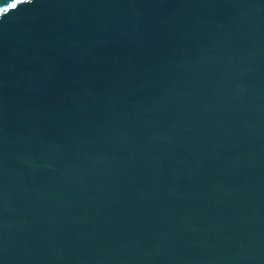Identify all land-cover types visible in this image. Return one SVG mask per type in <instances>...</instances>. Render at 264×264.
I'll return each instance as SVG.
<instances>
[{"label": "water", "instance_id": "1", "mask_svg": "<svg viewBox=\"0 0 264 264\" xmlns=\"http://www.w3.org/2000/svg\"><path fill=\"white\" fill-rule=\"evenodd\" d=\"M0 264H264V0L10 9Z\"/></svg>", "mask_w": 264, "mask_h": 264}, {"label": "snow or ice", "instance_id": "2", "mask_svg": "<svg viewBox=\"0 0 264 264\" xmlns=\"http://www.w3.org/2000/svg\"><path fill=\"white\" fill-rule=\"evenodd\" d=\"M34 0H12V2L7 3L6 6L0 7V20H2L3 16L9 13L10 9H16L18 5L21 4H32Z\"/></svg>", "mask_w": 264, "mask_h": 264}]
</instances>
